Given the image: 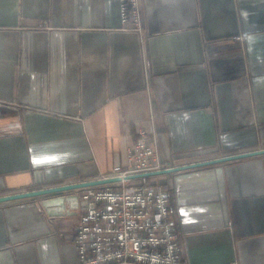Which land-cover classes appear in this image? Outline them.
<instances>
[{"label":"crops","instance_id":"1","mask_svg":"<svg viewBox=\"0 0 264 264\" xmlns=\"http://www.w3.org/2000/svg\"><path fill=\"white\" fill-rule=\"evenodd\" d=\"M0 0V197L264 149V0ZM183 264H264V155L154 177ZM0 203V264H79L76 216Z\"/></svg>","mask_w":264,"mask_h":264},{"label":"built area","instance_id":"2","mask_svg":"<svg viewBox=\"0 0 264 264\" xmlns=\"http://www.w3.org/2000/svg\"><path fill=\"white\" fill-rule=\"evenodd\" d=\"M121 29L144 34L141 0H119ZM125 166L97 180L119 181L76 190L74 243L79 264H183L171 193L143 174L171 168L140 132ZM53 220V218H50Z\"/></svg>","mask_w":264,"mask_h":264},{"label":"water","instance_id":"3","mask_svg":"<svg viewBox=\"0 0 264 264\" xmlns=\"http://www.w3.org/2000/svg\"><path fill=\"white\" fill-rule=\"evenodd\" d=\"M264 155V149H259L252 152H246L242 154H234L223 157L214 158L211 160H206L197 163H191L182 166H173L171 168L159 170L156 172H151L147 174L140 175L138 177H154L160 176L164 174H171L175 172L185 171L194 168L212 166L217 164H222L226 162H232L240 159L262 156ZM119 181L118 178L113 179H102V180H93L86 181L74 184H63L60 186L38 189L28 192H22L18 194H12L8 196H1L0 203L10 202L20 199L27 198H38L40 200V204L42 208L45 210L48 216L56 217V216H75L77 215L79 209V197L76 193V190L85 188V187H94L101 186L105 184H111L113 182Z\"/></svg>","mask_w":264,"mask_h":264},{"label":"rangeland","instance_id":"4","mask_svg":"<svg viewBox=\"0 0 264 264\" xmlns=\"http://www.w3.org/2000/svg\"><path fill=\"white\" fill-rule=\"evenodd\" d=\"M198 162H202V161H206V160H211V159H206V158H198V159H196ZM195 163H197V162H195ZM172 166V165H171ZM154 180V178L152 179V181ZM154 182V181H153ZM76 216V215H75Z\"/></svg>","mask_w":264,"mask_h":264}]
</instances>
